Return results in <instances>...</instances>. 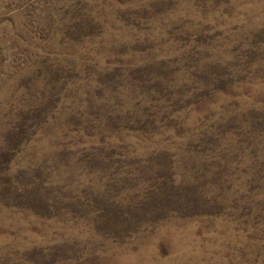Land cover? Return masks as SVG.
I'll return each mask as SVG.
<instances>
[{
  "label": "rangeland",
  "instance_id": "rangeland-1",
  "mask_svg": "<svg viewBox=\"0 0 264 264\" xmlns=\"http://www.w3.org/2000/svg\"><path fill=\"white\" fill-rule=\"evenodd\" d=\"M0 264H264V0H0Z\"/></svg>",
  "mask_w": 264,
  "mask_h": 264
},
{
  "label": "bare ground",
  "instance_id": "bare-ground-1",
  "mask_svg": "<svg viewBox=\"0 0 264 264\" xmlns=\"http://www.w3.org/2000/svg\"><path fill=\"white\" fill-rule=\"evenodd\" d=\"M134 259V258H133Z\"/></svg>",
  "mask_w": 264,
  "mask_h": 264
}]
</instances>
